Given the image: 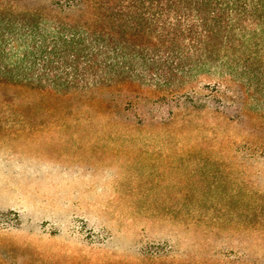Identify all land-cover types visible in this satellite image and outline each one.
Listing matches in <instances>:
<instances>
[{"label": "rangeland", "instance_id": "374dc122", "mask_svg": "<svg viewBox=\"0 0 264 264\" xmlns=\"http://www.w3.org/2000/svg\"><path fill=\"white\" fill-rule=\"evenodd\" d=\"M207 81L188 89L203 94ZM234 95L225 120L183 117L182 105L131 85L67 94L0 85V264H129L148 242L191 262L230 249L263 258L264 107ZM109 121L142 127L123 132L144 151ZM181 204L180 222L148 208ZM196 204L205 215L188 210Z\"/></svg>", "mask_w": 264, "mask_h": 264}, {"label": "trees", "instance_id": "16d2710c", "mask_svg": "<svg viewBox=\"0 0 264 264\" xmlns=\"http://www.w3.org/2000/svg\"><path fill=\"white\" fill-rule=\"evenodd\" d=\"M198 78L208 80V91L195 95L188 88ZM0 85L64 94L131 85L182 105L183 117L210 112L230 120L235 93L264 107V0H0ZM220 87L233 96L222 100ZM109 122L144 151L141 138L123 132L142 127ZM183 206L148 208L180 222ZM200 206L188 210L205 215ZM176 250L148 242L129 264H264L254 251L230 249L199 263Z\"/></svg>", "mask_w": 264, "mask_h": 264}]
</instances>
